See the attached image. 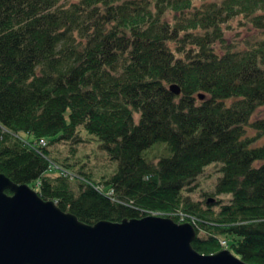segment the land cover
Masks as SVG:
<instances>
[{
    "label": "trees",
    "instance_id": "trees-1",
    "mask_svg": "<svg viewBox=\"0 0 264 264\" xmlns=\"http://www.w3.org/2000/svg\"><path fill=\"white\" fill-rule=\"evenodd\" d=\"M250 27L260 39L236 44ZM261 106L264 0H0V174L85 224L183 217L199 254L223 239L264 264ZM82 129L117 161L111 177L75 160ZM210 163L217 212L183 195Z\"/></svg>",
    "mask_w": 264,
    "mask_h": 264
},
{
    "label": "water",
    "instance_id": "water-1",
    "mask_svg": "<svg viewBox=\"0 0 264 264\" xmlns=\"http://www.w3.org/2000/svg\"><path fill=\"white\" fill-rule=\"evenodd\" d=\"M195 236L191 224L160 216L88 225L0 174V264H247L227 249L199 254Z\"/></svg>",
    "mask_w": 264,
    "mask_h": 264
},
{
    "label": "rangeland",
    "instance_id": "rangeland-1",
    "mask_svg": "<svg viewBox=\"0 0 264 264\" xmlns=\"http://www.w3.org/2000/svg\"><path fill=\"white\" fill-rule=\"evenodd\" d=\"M201 0H194V4L198 5ZM261 33L255 29H252L250 27L249 29L239 28L238 29V37L236 40V44L239 46H244L247 41H254L258 40L261 37ZM227 37H230V34L227 35ZM264 119V106H261L256 109L253 116L251 117V121H256ZM249 134L254 135L255 131L249 130ZM82 137H89L91 139L90 144L87 146L79 145V151L78 154L75 157V160H82V161H88L87 165L84 168L85 172H88L89 175L94 179H107L111 177L114 172L117 169V161L110 160L106 153L99 148V141L96 139L95 136L87 134L83 129L81 130ZM24 138H27L28 140H32L31 137L23 134ZM264 142V137H261L257 140L256 144L261 145ZM58 145H49L48 148L53 151ZM162 146V145H161ZM65 147L67 146H59V149L65 150ZM160 153L158 152V149L155 148H149L145 151H143V156L148 159H153L155 156H157ZM81 154H87L88 157H81ZM160 154H163L162 152ZM86 155V156H87ZM78 166V165H77ZM221 164L220 163H210L207 166L204 167V170L202 174L195 180L194 182V189L191 191H183V195H186L189 197V199L197 203L200 208L207 209L210 208V211L217 212V204H211L210 207H207V204L205 203L206 200L214 199V196H212L215 184L217 179L221 176ZM75 171V170H73ZM219 198L222 199V202H227V200L230 198V195L228 194H222L219 195ZM224 241L225 240H220Z\"/></svg>",
    "mask_w": 264,
    "mask_h": 264
},
{
    "label": "built area",
    "instance_id": "built-area-1",
    "mask_svg": "<svg viewBox=\"0 0 264 264\" xmlns=\"http://www.w3.org/2000/svg\"><path fill=\"white\" fill-rule=\"evenodd\" d=\"M180 218H181V216H180ZM180 221H181V222L184 221V220H183V217L181 218ZM220 245H221V246H225V242H224V241H220Z\"/></svg>",
    "mask_w": 264,
    "mask_h": 264
}]
</instances>
